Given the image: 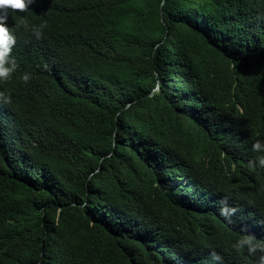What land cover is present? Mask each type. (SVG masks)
<instances>
[{"label": "trees", "instance_id": "obj_1", "mask_svg": "<svg viewBox=\"0 0 264 264\" xmlns=\"http://www.w3.org/2000/svg\"><path fill=\"white\" fill-rule=\"evenodd\" d=\"M12 17L0 264H253L233 245L264 228L220 201H242L264 156V0H34Z\"/></svg>", "mask_w": 264, "mask_h": 264}, {"label": "clouds", "instance_id": "obj_2", "mask_svg": "<svg viewBox=\"0 0 264 264\" xmlns=\"http://www.w3.org/2000/svg\"><path fill=\"white\" fill-rule=\"evenodd\" d=\"M33 2L34 0H0V81L9 80L18 68L15 58L12 56V50L16 44L14 24L11 22L13 20L12 16L27 12ZM46 26V23H42L39 26L33 25L31 31L39 39L42 35V29ZM15 27L17 29L20 27L27 29L29 27L27 18L21 17ZM21 79L24 83H27L31 76L25 73ZM0 96H3V93H0ZM5 102H10V97L6 98ZM252 150L254 152H264V143L259 140L255 141L252 145ZM257 163L259 168L248 172V175L254 181L247 188V192L240 195L242 201L240 203L235 202L231 195L225 196V199L220 201L221 205L231 203L228 207L223 206L220 208L222 217L231 223V217L236 211L242 210L244 222L247 223L248 228L252 231L264 228V156L258 157L255 161H249L248 166L254 168ZM261 180L263 181L262 183H260ZM255 185H257V190L254 189ZM233 247L237 251L247 248L250 254L261 253L253 261V264H264V240H257L254 235L245 234ZM211 259L220 261L222 258L216 252H212Z\"/></svg>", "mask_w": 264, "mask_h": 264}]
</instances>
